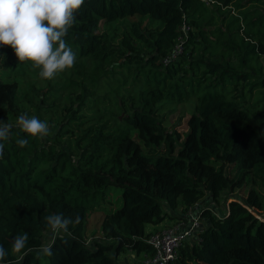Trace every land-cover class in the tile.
I'll return each mask as SVG.
<instances>
[{
    "label": "trees",
    "instance_id": "16d2710c",
    "mask_svg": "<svg viewBox=\"0 0 264 264\" xmlns=\"http://www.w3.org/2000/svg\"><path fill=\"white\" fill-rule=\"evenodd\" d=\"M245 2L0 0V264L143 262L148 225L222 196L168 264H264V95L247 97L264 89V13ZM26 70L45 83L29 89L39 131L9 122ZM190 99L186 130L167 128Z\"/></svg>",
    "mask_w": 264,
    "mask_h": 264
},
{
    "label": "rangeland",
    "instance_id": "374dc122",
    "mask_svg": "<svg viewBox=\"0 0 264 264\" xmlns=\"http://www.w3.org/2000/svg\"><path fill=\"white\" fill-rule=\"evenodd\" d=\"M246 4V6L242 7L241 10L242 11H247L248 9H259V13L262 12L264 13V0H246V2L244 3ZM229 15H238V12L236 10H232V12H229ZM219 27L221 29H225V32L227 35H231V32L226 28V24L222 23L219 24ZM256 29H249V31L251 33H254ZM261 30H264V28H261ZM241 36V34H239V37ZM239 37H234V39L236 41H238ZM264 71V70H263ZM48 71L45 72L46 75H48ZM42 73H40L39 71H25V73L23 75H14L13 77H15V79L17 80V82L20 85V90H19V98H20V107L23 110V113L20 116H11L10 117V125H14L18 128L21 129H27V128H31L34 131L39 129L37 127H35L36 121H37V117L33 112V109L31 107H29L28 105V101L31 100L32 102H36L37 97L36 94L32 93L29 91V89H31V87L35 88H39V87H45V83L43 82L42 79H40V75ZM65 74H69V70L68 68H61L59 70V72H56L52 75V82H59L60 84L63 83L64 80V76ZM59 84V85H60ZM264 95V89L262 90H255L254 93L251 95V98L249 97V95H247V97L249 99H251L252 101H257V100H261L262 96ZM194 106V99H190L188 100L186 103H182L179 105H176L174 108V111L168 113L167 115H165V123L164 125L167 128L173 129V130H177V131H181L184 132L186 130V119L192 109V107ZM30 108L31 110V114L29 116V119L27 120V109ZM46 117V116H44ZM40 132H42L44 134V136H49L52 131L47 128H44L42 130H40ZM121 194V189L118 188L116 190L113 191L112 196L113 197H117L118 195L120 196ZM235 194L238 197H244L245 192H239L238 190H235ZM121 202H119V204L117 203V207H120ZM198 210H201L203 208H208L212 211H214L213 209H215L214 212L218 211H222L223 209H225V200H224V196H222L219 199L218 203L213 202L212 200H210L208 197H203L198 203ZM195 206L191 207L189 210H191L192 208H194ZM217 208V209H216ZM189 210L187 212H185V215L188 214ZM104 213V210L102 208H99L97 210H95V212L91 213L89 215V218L87 220L86 223V228H85V233L87 235L88 241L87 243L89 245L93 244L94 239L98 238L100 233H101V225H100V220L101 217ZM174 214H184L183 211L180 208H177L175 210H173ZM169 214V217H167L163 222L157 224V225H148L147 226V231L151 232H157L159 231L160 228L164 227L165 225H168L170 219L172 218H176L175 215L173 214ZM219 213V212H218ZM202 222L204 223L205 220L202 219ZM167 227V226H166ZM60 230L58 231L57 229H53V230H49L45 233V242L43 247L41 248V251L44 250V248H46V246H48L51 242L53 237L59 233ZM130 253V252H129ZM134 258V257H132ZM128 253H123L121 254L118 259L116 260V262L114 264H120L127 262V264H141V257H137L136 259H132ZM129 261V263H128ZM11 264H18V262H14Z\"/></svg>",
    "mask_w": 264,
    "mask_h": 264
},
{
    "label": "built area",
    "instance_id": "2783aa9c",
    "mask_svg": "<svg viewBox=\"0 0 264 264\" xmlns=\"http://www.w3.org/2000/svg\"><path fill=\"white\" fill-rule=\"evenodd\" d=\"M196 205L193 210H189L187 222L167 226L146 238V241L153 246L154 254L146 257L143 264H168L176 257L177 247L182 241H193L197 238V233L202 228V219Z\"/></svg>",
    "mask_w": 264,
    "mask_h": 264
},
{
    "label": "crops",
    "instance_id": "0c3cea01",
    "mask_svg": "<svg viewBox=\"0 0 264 264\" xmlns=\"http://www.w3.org/2000/svg\"><path fill=\"white\" fill-rule=\"evenodd\" d=\"M217 209V208H216ZM193 210V209H192ZM214 211H215V209H213ZM225 211V209H223L222 211H218V209H217V213L219 212V214H221L222 212H224ZM176 218H172V219H170V221L169 222H171V223H168V225H165L164 227H162V228H160V229H163V228H165L166 226H172V225H176L178 222H181V221H183V222H187V217L185 216V214L183 215V214H178L177 216H175ZM159 229V230H160ZM129 256L132 258V257H135V254L134 253H129ZM138 257H140V256H138ZM128 263H129V261H128ZM120 264H127V262H125V263H120ZM141 264H143V262H142V260H141Z\"/></svg>",
    "mask_w": 264,
    "mask_h": 264
},
{
    "label": "clouds",
    "instance_id": "9594fccd",
    "mask_svg": "<svg viewBox=\"0 0 264 264\" xmlns=\"http://www.w3.org/2000/svg\"><path fill=\"white\" fill-rule=\"evenodd\" d=\"M188 218V215L186 216ZM203 223V222H202Z\"/></svg>",
    "mask_w": 264,
    "mask_h": 264
}]
</instances>
